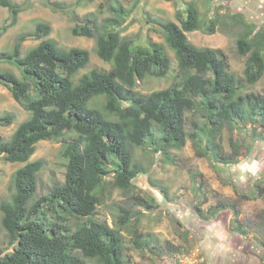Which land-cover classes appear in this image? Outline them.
Masks as SVG:
<instances>
[{
    "label": "trees",
    "instance_id": "16d2710c",
    "mask_svg": "<svg viewBox=\"0 0 264 264\" xmlns=\"http://www.w3.org/2000/svg\"><path fill=\"white\" fill-rule=\"evenodd\" d=\"M45 1L54 8L64 7ZM112 1L115 13L125 17L119 2ZM0 6L9 11L0 26L3 33L17 23L24 6L14 0H0ZM71 13L75 23L72 33L94 36L95 52L111 64L110 69L91 68L77 76L90 59L89 51L78 46L62 48L54 39L43 38L51 26L42 21L32 31L20 33L11 49L0 51V62L18 69L0 67V83L29 112L8 139L0 138V156L23 163L12 173V195L0 202L1 225L8 237L7 246L0 243V264H134L122 233L130 222L129 211L121 208L113 225L92 216L105 184L131 189L136 178L148 172L135 159V148L153 147L169 159L170 149L182 148L189 136L198 154L228 164L236 161L233 156L240 147L250 149L243 143L246 137L239 135L231 142L232 159L226 155L217 139L221 124L264 127V94L243 90L264 73V23L249 21L240 12L229 14L234 25L242 26L236 38L237 52L247 55L244 76L239 78L230 71L220 49L197 47L188 40L186 32L202 26V14L194 1L183 3L179 24L147 17L148 23L158 24L163 31L174 53L177 73L169 86L142 94L135 90L137 80L165 77L171 70L165 45L151 39L142 44L121 36L117 15L98 24L91 13L84 18H78L73 10ZM216 14L207 25L211 32L218 21ZM28 37L40 41L22 52V42ZM197 108L204 117L201 130L205 136L201 139L185 130L187 111ZM14 118L11 111L0 113V124H11ZM44 139L62 141L60 155L66 159V170L61 184L35 199L43 160L30 157L37 142ZM198 176L197 215L209 220L229 209L232 229L246 233L240 222L239 200L264 195V185L256 183L251 196L242 192L239 199L218 200L203 209L200 204L207 201V192L202 173ZM45 204L46 209H41ZM71 217L81 220L75 228L68 223ZM131 234L133 247H156L151 233L134 227ZM166 246L177 250L170 243Z\"/></svg>",
    "mask_w": 264,
    "mask_h": 264
},
{
    "label": "rangeland",
    "instance_id": "374dc122",
    "mask_svg": "<svg viewBox=\"0 0 264 264\" xmlns=\"http://www.w3.org/2000/svg\"><path fill=\"white\" fill-rule=\"evenodd\" d=\"M14 1L22 4L24 8L18 14L17 23L0 33V51L11 49L20 33L32 31L36 23L42 21L51 26V32L43 38L54 39L62 48L78 46L89 51L90 59L86 66L78 71L77 76L91 68L110 69L111 64L101 60L95 52L94 36L86 37L72 33L71 28L75 23L71 10L78 18H84L91 13L98 24H102L101 21L105 17L117 15L112 8V0H51L64 6L60 8L50 6L45 0ZM117 1L126 15L116 17L120 20L117 26L120 35L133 38L142 44H146L149 39L161 42L171 57V70L167 76H151L137 80L135 90L142 94L169 86L177 73L176 59L165 42L163 31L158 24L148 23L147 17L172 20L179 24L183 3L194 1L202 14V26L186 32L188 40L197 47L220 49L226 56L230 71L239 78L244 76L247 55L237 52L236 38L242 26L234 25L229 14L240 12L249 21L264 23V0ZM215 13L218 15V21L211 32L207 25ZM8 17V9L0 6V26ZM152 25L154 28H151ZM39 41L40 39L28 37L22 42V52ZM0 67L18 72V69L9 63L0 62ZM30 90L33 92V85ZM243 90L264 94V73L254 84L244 86ZM196 100L200 101V96H197ZM198 110L199 108L187 111L185 130L187 134L196 133L197 138L201 139L205 136L201 130L204 117ZM6 111L13 112L15 118L11 124H0V138L4 140L11 136L19 122L28 117L29 112L12 97L8 88L0 83V113ZM239 135L246 137L243 143L247 144L250 150L242 146L239 153L234 155L231 142ZM217 136L222 151L229 157L234 155L235 162L227 164L221 160L213 161L210 157L198 154L196 144L187 136L182 148L170 149L169 159L163 157L160 152H154L153 147H136L135 159L146 167L148 172L140 174L131 189L113 187L110 182L105 184L100 194V203L92 217L113 225L121 214V208L129 211L130 222L122 233L125 236L127 253L134 264H264V195L239 200L240 222L247 228V232L242 234L232 229L233 214L229 209L219 211L209 220H203L194 208L198 201L199 173L203 175V187L207 192V201L200 204L203 209L216 204L218 200L239 199L242 192L251 196L256 192V183L264 185V127L255 128L250 123L240 122L230 128L223 123ZM61 148L60 140L44 139L37 142L30 160L42 159L43 166L37 173L35 199L50 193L54 185L64 181L66 159L60 155ZM253 160L259 162V169L255 173H241L236 167ZM22 164L8 162L0 156V202L12 195V173ZM241 174L245 176L243 180L238 178ZM161 187H164L165 193L161 191ZM46 207L45 204L41 209ZM1 218L0 209V243L4 247L7 246L8 237L1 225ZM79 221L81 220L77 221L71 217L68 223L75 228ZM134 227L143 233H151L156 239V247H133L131 231ZM167 243L175 246L177 250L167 249Z\"/></svg>",
    "mask_w": 264,
    "mask_h": 264
},
{
    "label": "clouds",
    "instance_id": "9594fccd",
    "mask_svg": "<svg viewBox=\"0 0 264 264\" xmlns=\"http://www.w3.org/2000/svg\"><path fill=\"white\" fill-rule=\"evenodd\" d=\"M236 167L240 169L241 173H244V172L255 173L259 169V162L253 160L251 163L246 162L244 164L237 165ZM238 178L240 180H243L245 176L241 174Z\"/></svg>",
    "mask_w": 264,
    "mask_h": 264
}]
</instances>
